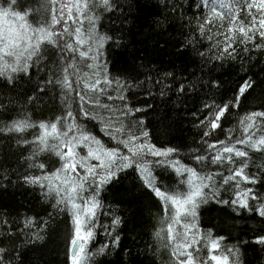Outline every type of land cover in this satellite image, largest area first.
Here are the masks:
<instances>
[{"label":"snow or ice","instance_id":"6c2138e0","mask_svg":"<svg viewBox=\"0 0 264 264\" xmlns=\"http://www.w3.org/2000/svg\"><path fill=\"white\" fill-rule=\"evenodd\" d=\"M159 4L187 31L184 47L205 65L238 61L243 68L245 56L264 55V0ZM131 14L127 0H0V148L21 154L18 179L39 191L48 214L43 226L34 217L21 225L0 211V264H26L17 239L36 245L58 221L66 225L65 264H100L119 247L124 222L103 194L128 177L160 209L153 255L165 252V264H243V246H264V234L226 244L227 237L200 223L210 202L264 218V164L252 161L255 154L264 158V110L239 114L264 81L248 76L231 97L205 99L192 113L201 134L191 146H158L160 129L138 114L153 107L147 98L157 93L147 85L166 96L173 74L141 80L133 72L113 75L109 66L107 53L127 47L123 26ZM222 85L200 82L215 92ZM187 90L198 91L194 83ZM177 91L184 93L185 84ZM53 102L58 114L33 118ZM232 117L236 124L225 129ZM15 171L0 165V189L12 185ZM99 234L104 242L97 244Z\"/></svg>","mask_w":264,"mask_h":264},{"label":"trees","instance_id":"16d2710c","mask_svg":"<svg viewBox=\"0 0 264 264\" xmlns=\"http://www.w3.org/2000/svg\"><path fill=\"white\" fill-rule=\"evenodd\" d=\"M27 2L31 4L33 0ZM127 3L132 12L128 23L123 26L124 43L127 47L112 48L107 53L109 66L113 75L133 72L141 80L146 75L158 78L165 73L173 74L168 78L173 90L166 96L161 97L158 94V87L147 85L157 93L147 98L153 107L147 114H138L145 119L146 126L150 129H160L159 140L153 141L158 146H191L193 140L201 134L194 127L192 113L201 107L205 99L213 96L219 102L225 92L227 97H231L232 90L238 88L248 76L258 83L264 81V55L253 52L251 59L245 56L243 68L238 61L225 63L223 67H217L218 62L205 65L191 47H184L187 31L172 17L166 18L167 13L159 0H127ZM204 47L206 44L201 50ZM139 65L142 67L137 68ZM211 79L223 82L219 92L200 87L201 80L207 84ZM181 83L186 86L184 93L177 91ZM190 83L196 84L198 91L189 92L187 86ZM58 107L54 102L49 103L43 109V115L34 113L33 118L46 119ZM251 110H264V85L256 88L249 102L244 103L239 110V114L242 116ZM235 124L236 117H232L230 123L223 124V127L227 129ZM217 133L221 139L224 138L220 130ZM181 150L186 149L182 147ZM20 155L15 150L8 153L0 148V165L9 170H17L12 175V185L6 190L0 189V211L10 213V218L21 225L25 217H34L37 225L43 226L42 221L48 219L44 210L47 204H42L38 199L39 191L18 179L19 174L25 170L21 166L22 159L17 163ZM252 161L255 164H264V158H260L259 154L252 155ZM250 170L254 172L256 168L250 164ZM103 196L106 197V204H111L118 210L124 222L118 229L121 236L119 247L113 249L110 255L99 258L100 264H165V252L162 251L158 256L153 255V233L157 225V214L160 213L154 201L147 194L133 190L131 177L124 179L115 188H110ZM200 217L201 227L212 229L214 235L227 237L226 244H236L238 240L251 241L255 235L264 234V218H259L254 213L237 215L231 208L213 202L202 206ZM104 222L107 223L108 219L105 218ZM65 231L66 225L58 221L52 225L51 230L42 233L45 239L36 245L27 244L25 237L20 236L16 244L21 248L26 264H65ZM103 242L104 236L99 234L96 243ZM242 258L243 264H264V246L254 243L243 246Z\"/></svg>","mask_w":264,"mask_h":264}]
</instances>
